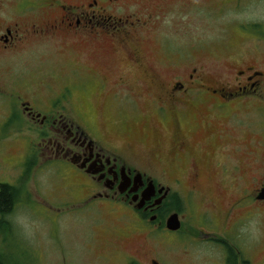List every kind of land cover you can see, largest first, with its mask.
Here are the masks:
<instances>
[{"label":"flooded vegetation","instance_id":"flooded-vegetation-1","mask_svg":"<svg viewBox=\"0 0 264 264\" xmlns=\"http://www.w3.org/2000/svg\"><path fill=\"white\" fill-rule=\"evenodd\" d=\"M259 1L0 0V60H39L35 85L23 70L0 86L2 117L32 141L28 154L74 177L78 206L124 209L172 242L219 246L233 264L235 231L251 214L264 225V121L246 116L264 104V59L218 55L211 41L182 48L161 28L172 11L208 24ZM236 21L264 43V22ZM82 96L98 99L106 121H91ZM7 186L16 197L0 211V253L15 239L9 218L21 200ZM173 213L177 230L165 225Z\"/></svg>","mask_w":264,"mask_h":264},{"label":"rangeland","instance_id":"rangeland-1","mask_svg":"<svg viewBox=\"0 0 264 264\" xmlns=\"http://www.w3.org/2000/svg\"><path fill=\"white\" fill-rule=\"evenodd\" d=\"M170 15L177 17L170 19L175 23L165 22L162 32L182 48L199 40L211 41L216 53L222 50L236 53L234 57H253L263 62L264 43L253 40L257 28L253 25L241 27L236 20L248 24L264 22V0L243 5L239 11H223L222 16L210 19L208 24L205 21L185 23L184 18H178L186 16L182 9ZM38 62V58L28 64L26 58L0 60V86L8 88V83H13V73L23 70L30 72V83L35 85ZM0 98V183L16 187L21 197L9 218L15 239L9 240L6 249L3 248L8 257L11 254L26 264H128L131 261L150 264L151 258L160 264H184V261L187 264H225L224 252L219 246L202 243L196 237L185 244L172 242L147 219L142 223L124 209H114L110 204L78 206L72 197V192L79 188L74 177H60L58 167L40 164L33 150L28 154L32 141L28 146V137L21 134L18 123L4 121L3 100L7 98ZM80 106L94 123L106 121L97 98L82 96ZM259 111V114L246 115L253 126L258 125L254 123L256 120L264 121V104ZM23 125L29 135L28 125ZM85 125H89V121ZM165 133L158 132L162 142H165ZM156 135L149 131L144 143L153 145ZM257 137L264 139L261 133ZM146 224H149L148 229L137 227ZM233 238L234 247L239 250L237 262L243 259L250 264H264V225H260L256 215L251 214ZM233 264H237L235 260Z\"/></svg>","mask_w":264,"mask_h":264},{"label":"trees","instance_id":"trees-1","mask_svg":"<svg viewBox=\"0 0 264 264\" xmlns=\"http://www.w3.org/2000/svg\"><path fill=\"white\" fill-rule=\"evenodd\" d=\"M14 189L15 188L9 187L7 185L2 186V189L0 191V211L8 210L11 207L12 201L16 197V194L14 193L15 192ZM22 254H24L23 251H22ZM237 258H238V253L234 251L232 262H234L235 260V263H236V261L238 260ZM246 262L247 260L241 259L240 264H247ZM17 263L26 264V263H22V261L19 258L17 257L15 258L11 254H10V257H8L7 252L0 253V264H17ZM129 264H137V263L132 261Z\"/></svg>","mask_w":264,"mask_h":264},{"label":"water","instance_id":"water-1","mask_svg":"<svg viewBox=\"0 0 264 264\" xmlns=\"http://www.w3.org/2000/svg\"><path fill=\"white\" fill-rule=\"evenodd\" d=\"M263 193H264V188H263ZM166 228L170 229V230H177L180 227V223L179 220L177 218V215L171 214L167 220H166Z\"/></svg>","mask_w":264,"mask_h":264}]
</instances>
